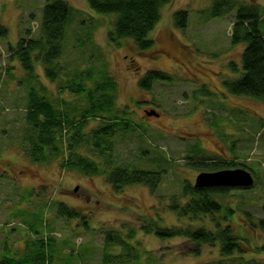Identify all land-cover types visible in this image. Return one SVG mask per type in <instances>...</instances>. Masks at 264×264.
I'll list each match as a JSON object with an SVG mask.
<instances>
[{
  "label": "rangeland",
  "instance_id": "obj_1",
  "mask_svg": "<svg viewBox=\"0 0 264 264\" xmlns=\"http://www.w3.org/2000/svg\"><path fill=\"white\" fill-rule=\"evenodd\" d=\"M67 1L71 18L58 60L60 73L53 79L40 62L33 74L27 73L13 49L21 38L39 34L46 0H0V26L6 28L0 34V258L7 250L37 255L44 248L46 264H264V232L251 240L254 250L246 262L221 263L219 243L204 244L195 254V244L185 237L160 238L144 229L149 220L162 227L190 220L171 212L170 204L184 181L194 184L201 171H209L193 164L198 161L194 146L204 150L202 157L252 169L254 185L231 190L220 201L240 216L264 218V102L233 95L224 84L237 77L232 64L241 68L244 46L231 43L235 11L212 18L205 11L214 0H172L149 34L153 45L139 51L130 39L111 40L116 14H98L87 0ZM240 1L264 8V0ZM179 10L188 12L184 27L174 17ZM152 70L167 78L145 88L142 79ZM75 76L87 88L95 82L109 86L98 94L111 96L112 112H101L106 118L83 119L87 97L66 84ZM31 87L68 116L62 136L56 133L59 148L48 162L28 155ZM145 109L158 110L160 118L146 120ZM115 114L119 121L130 120L132 128L114 127L113 151L100 157L88 139L95 128L114 121ZM70 144L92 159L98 171L65 166ZM158 156L167 159L162 167ZM158 166L163 173L154 190L142 183L116 189L107 179L116 168L159 171ZM60 203L77 215L61 213ZM108 233L121 242L108 243Z\"/></svg>",
  "mask_w": 264,
  "mask_h": 264
},
{
  "label": "trees",
  "instance_id": "obj_2",
  "mask_svg": "<svg viewBox=\"0 0 264 264\" xmlns=\"http://www.w3.org/2000/svg\"><path fill=\"white\" fill-rule=\"evenodd\" d=\"M90 8L98 14H116L113 22V29L110 31V38L113 41L118 39H130L139 51L149 49L153 41L149 38L150 32L155 28L161 19L162 8L171 3L172 0H87ZM235 11L236 22L233 25L231 43L233 45L243 44L241 55V68L237 69L236 78L225 80L224 84L229 93L238 96L254 98L264 102V8L260 4H246L240 0H214L212 5L205 11L206 16L221 18L228 13ZM72 6L67 0H46L39 24V34L35 37L21 38L16 47H13L22 67L29 74H33L36 62H40L46 76L56 78L59 75L58 60L64 51V43L71 18ZM177 25L184 27L188 18L187 10H179L174 14ZM6 28L0 26V34ZM104 77L102 76L101 79ZM167 75L158 70L149 71L142 79V86L150 88L155 80L166 79ZM102 83V82H98ZM94 83L90 88L85 87L81 78L74 77L66 82L67 85L76 86L77 90L85 94L88 107L83 113V119L88 116L102 114L103 111L112 112L111 96L98 95L106 90L108 85ZM64 109H62L63 111ZM240 109H238L239 111ZM57 104L48 96H43L35 87L29 92L27 119L32 127L29 132L28 155L37 162H48V157L59 148L54 144L56 133L61 134L66 124H69L68 116L63 115ZM104 116V117H103ZM103 118H106L102 114ZM118 116L113 115L111 121L105 125L95 128L88 139L90 145L100 157L113 151V140L111 130L116 127H123L127 130L132 128L130 120L119 121ZM83 121L78 123V128ZM113 126V128H111ZM115 127V128H114ZM74 144H78L76 138ZM74 144L69 145V157L66 156L65 166L76 168L81 171H98V165L88 157L80 156L75 152ZM193 157L198 161L193 162L195 166L206 168L209 171L237 168L234 161L221 160L219 158L201 156L204 153L199 146L193 147ZM191 156V158H193ZM157 163H166L167 159L158 156ZM158 166V168H160ZM239 167V166H238ZM247 166L243 164V168ZM252 172V169L246 168ZM159 171L116 168L107 173L108 181L120 189L128 184L142 183L155 189L159 182ZM253 173V172H252ZM234 189H246L242 187L208 186L195 187L189 181L182 184L180 195L172 196L170 211L178 215L180 219H190L188 223L180 226L162 227L156 222L149 220L144 225L149 233L154 232L160 238L185 237L195 244L194 253L199 254L204 244L215 245L219 243L220 259L243 260L246 262V255L253 251L251 240L257 233L264 232V218L254 219L251 214L238 215V211L223 204L220 198ZM185 198V201L181 197ZM60 212L70 217L77 215V211L63 203L59 205ZM121 242L117 235L107 234L108 243L110 240ZM40 242L44 246V239ZM50 244L54 243L52 239ZM123 243H126L124 240ZM38 251V250H37ZM264 251V245L260 247ZM36 252L20 253L11 255L7 250L0 258V264H46L49 261L46 252L39 249ZM107 257L109 254L106 255ZM258 262H256L257 264Z\"/></svg>",
  "mask_w": 264,
  "mask_h": 264
},
{
  "label": "water",
  "instance_id": "obj_3",
  "mask_svg": "<svg viewBox=\"0 0 264 264\" xmlns=\"http://www.w3.org/2000/svg\"><path fill=\"white\" fill-rule=\"evenodd\" d=\"M148 115L155 114V110L148 111ZM253 173L243 167L225 168L214 171H201L195 179V187L225 186L249 188L254 185ZM78 189V186L75 190Z\"/></svg>",
  "mask_w": 264,
  "mask_h": 264
},
{
  "label": "flooded vegetation",
  "instance_id": "obj_4",
  "mask_svg": "<svg viewBox=\"0 0 264 264\" xmlns=\"http://www.w3.org/2000/svg\"><path fill=\"white\" fill-rule=\"evenodd\" d=\"M152 110H154V109H145V115H146L145 119L146 120H151L152 118H156V119L160 118L161 113L158 112V110H156V109H155V112L157 113V115H155V114L148 115L147 114L148 111H152Z\"/></svg>",
  "mask_w": 264,
  "mask_h": 264
}]
</instances>
